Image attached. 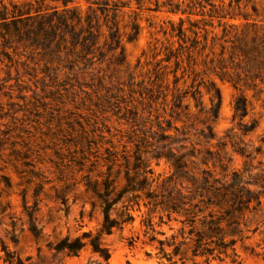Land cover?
Listing matches in <instances>:
<instances>
[{
  "label": "rangeland",
  "instance_id": "obj_1",
  "mask_svg": "<svg viewBox=\"0 0 264 264\" xmlns=\"http://www.w3.org/2000/svg\"><path fill=\"white\" fill-rule=\"evenodd\" d=\"M115 1L125 5L103 9L94 3L88 8L86 0H72L68 4L77 7L83 20L94 13L98 17L99 47L85 56L71 49L69 38H60L66 30L62 24L55 33L45 34L38 32V22L25 20L27 25L19 35L0 36V264H6L3 246L25 264H83L97 258L88 244L77 255L53 249L65 236L72 240L84 231L96 234L100 230L101 201L87 187L86 180L96 179L99 188L106 164H150L155 174H169L170 162L157 156L159 152L168 154V143L161 135H177L174 126L188 130L184 144L186 150L198 153L191 158L194 165L208 168L218 178L229 180L233 170L242 171L245 167L246 158L230 142L222 145L230 127H234L235 141L241 146L245 143L248 150L260 148V153H254L251 174L264 169V83L260 95L245 90L250 107L243 121L256 118L258 124L242 134L237 119H232L233 98L238 91L214 74L209 65H202L200 58L195 68L197 76L186 73L176 83L182 102L179 108H171L175 88L170 71L174 57L166 61L182 43L179 28L184 36H192L189 29L195 28L190 21L211 22L212 25H206L210 30L208 37L221 36L219 17L201 15V11L217 8V14L224 16L222 23L241 26L261 18L254 14L252 4L264 13V0ZM61 8L60 4L58 9ZM113 19L119 27L124 56L118 54L120 49L111 50L109 40L105 39L107 25ZM162 72L166 75L161 81L158 76ZM182 73L180 67L176 76ZM216 87L221 100L218 116L212 120L210 98ZM196 88L197 92L191 93ZM203 120L212 125L214 137L209 141L200 134L205 126ZM204 131L208 135L205 127ZM178 146L179 143L173 144V150L177 151ZM204 155L207 164L201 161ZM3 176L10 179V187L5 186ZM117 183L119 188L122 175ZM62 194L64 202L58 197ZM260 198L258 208L247 212L242 220L246 224L241 225L244 237L235 244L238 263L234 264H264V194ZM34 201L32 219L41 229L36 237L28 229L26 213V207L30 209ZM145 211L142 204L140 209L134 205L133 222L109 234L100 233L101 243L110 252V264L168 263L159 258L158 243L149 240L151 231L141 222ZM115 215L116 209H112L111 216ZM153 221L158 218L155 216ZM169 224L173 229L166 223H155L154 234L164 238L180 225ZM160 230L164 234L157 233ZM165 248L171 251V247ZM184 250L182 245L181 254L173 256L175 264L205 261V256H191L190 251ZM208 264L232 263L221 254L219 258L209 256Z\"/></svg>",
  "mask_w": 264,
  "mask_h": 264
},
{
  "label": "trees",
  "instance_id": "obj_2",
  "mask_svg": "<svg viewBox=\"0 0 264 264\" xmlns=\"http://www.w3.org/2000/svg\"><path fill=\"white\" fill-rule=\"evenodd\" d=\"M71 1L26 0L18 3L12 0L8 2L0 0V36L10 38L13 35H19L22 27L27 25L25 20L38 22L40 26L38 32L45 34L55 33L59 29V24H62L66 26V30L60 38H69L71 49L78 51L81 56H85L91 50L99 47L98 17L94 13V15H87L83 20L77 7L68 6ZM86 1L89 3L88 8H91L92 3L103 9H116L118 6L125 5L123 3L119 5L115 0ZM60 4L62 8L59 10ZM210 4L215 6L213 2ZM252 9L254 14L261 15V18L253 19L251 22L247 21L241 26L222 23L220 19L224 16L217 14V8L210 12L201 11V15L219 17L218 25H222V34L219 37L216 34L208 37L210 30L206 28V25H212L211 22L203 21L200 24L199 21H190L191 26L195 28L189 29L192 36H184L179 28L182 43L179 44L177 52L166 58V61H169L172 56L174 57V67L170 71L174 76L173 89L175 88L171 108H179L182 102L181 95L178 93L179 89L175 87L176 83L186 73L197 76L195 68L198 65V58H200L202 65H209L208 68L214 74L221 79H226L238 91L233 98L232 119H237V125L242 134H247L257 126L256 118H252L248 122L243 121L250 107V100L245 90H253L255 94L260 95L263 92L262 84L264 83V13L260 12L255 4H252ZM93 10L95 11V9ZM49 11L51 13H48ZM95 17L96 21L94 22ZM107 28L105 39L109 40L110 49L114 51L120 49L118 54L124 56L116 20H111V24H108ZM135 32H138V26L135 27ZM39 33L36 34L39 35ZM207 49L209 51L205 52ZM184 59L185 65H182ZM180 67H182L183 73L178 77L176 71ZM165 75L162 72L158 78L162 81L165 79ZM197 89L191 93L197 92ZM166 97L167 93L164 92V101H166ZM220 100V92L216 87L214 96L210 98L212 120L218 116ZM198 104L201 102L198 101ZM184 108H187V105ZM169 123L171 124V121ZM202 124L208 130V135H206L204 127L201 128L200 134L209 141L214 137L212 125L206 120H203ZM168 127L170 126L168 125ZM159 128L164 130L162 126ZM174 129L177 135L172 136L165 133L161 135L162 140L168 143V154L159 152L157 156L165 157L170 162L172 171L169 174H155L150 164H106V171L101 175L99 188L96 179L86 180L87 187L101 201L103 220L100 230L96 234L84 231L81 236H76L72 240L65 236L53 245L56 252L65 250L69 255H77L88 244L97 258L88 259L83 264H110V252L101 243L100 233L109 234L113 229L122 228L125 224L133 222L135 219L132 212L134 205L140 209V204H142L146 211L144 215L142 214L144 217L141 222L145 224L146 229L151 231L149 240L157 241V254L160 259L164 258L168 261L166 264L176 263L173 256L181 254L182 245H185L184 252L190 251L191 256H205L204 262L193 261V264H208L209 256L219 258L221 254L229 257L232 264L238 263L235 244L238 239L242 240L244 237V229L241 225L246 224L242 223V220L247 212L258 208L261 204V194H264V169L259 168L258 172L251 174L250 168L255 158L254 153H260V148L248 150L244 142V145L241 146L240 142L235 141L237 135L233 131L234 127L227 129L222 145L226 146L227 142H230L233 149L243 155L246 160L242 171L233 170L230 179L223 180L214 176L208 168L194 165L195 161L191 158L197 157L198 153L194 149L186 150L187 146L184 144V141L188 139V130L184 126L182 128L174 126ZM175 143H179L177 151L172 148ZM198 152L200 153V151ZM217 159L221 161L220 157ZM201 161L203 164H207L208 159L204 155ZM258 162L261 164L260 161ZM246 173L247 176L244 175ZM120 175H122L123 183L117 188ZM3 177L5 186L10 187V179L6 176ZM1 193L2 190H0V196ZM58 197L62 202L66 199L63 194ZM5 208L6 205H3V210ZM112 209H116L115 216H111ZM34 210H36V201L33 202L30 209L26 207L28 229L36 237L40 234L41 229L32 219ZM155 216L158 218L157 222L153 221ZM171 222H178L180 225L169 236L158 238L154 234L155 223L158 225L166 223L170 229H173V226L169 224ZM148 230L145 232L147 233ZM157 233L164 234V231L160 230ZM165 246L171 247V251L167 252ZM2 249L5 252L3 260L6 264H25L20 258H14V254L6 250L5 246ZM180 258L182 259L183 255Z\"/></svg>",
  "mask_w": 264,
  "mask_h": 264
}]
</instances>
